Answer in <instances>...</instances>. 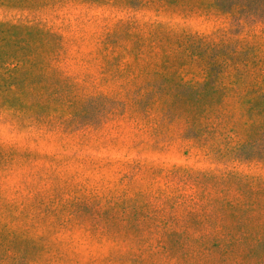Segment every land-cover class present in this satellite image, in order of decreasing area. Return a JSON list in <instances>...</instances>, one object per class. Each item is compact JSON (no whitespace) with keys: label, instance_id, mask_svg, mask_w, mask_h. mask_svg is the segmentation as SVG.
I'll use <instances>...</instances> for the list:
<instances>
[{"label":"rangeland","instance_id":"obj_1","mask_svg":"<svg viewBox=\"0 0 264 264\" xmlns=\"http://www.w3.org/2000/svg\"><path fill=\"white\" fill-rule=\"evenodd\" d=\"M214 2L0 0V264H264V150L182 135L206 102L264 132V101L185 86L208 44L264 47Z\"/></svg>","mask_w":264,"mask_h":264},{"label":"trees","instance_id":"obj_2","mask_svg":"<svg viewBox=\"0 0 264 264\" xmlns=\"http://www.w3.org/2000/svg\"><path fill=\"white\" fill-rule=\"evenodd\" d=\"M214 3L221 12L230 18L232 27L235 26L238 28L239 32L243 30L242 32L250 35L255 30L257 31L258 27H261L260 32L264 34V0H215ZM238 42L240 44H235L234 47H229V42L225 41L208 44L212 48L206 54L200 56L205 67L201 71L203 79L201 81H194V79L186 80L184 82L186 88L196 89L203 82L214 79V91L221 92V101L227 99L229 96H249L252 100L254 98L255 100L263 102L264 47L259 42L240 38ZM208 43L211 42L208 41ZM203 45H206V43ZM136 97L138 102L146 108L150 103H155L160 98L159 101L162 104L160 103L159 105V119H168L173 116L172 114L176 115L171 105L167 104V107L163 106L164 102L169 101L172 96H166L160 87L151 85L149 89H146L144 92L141 91L139 97ZM214 104V102H206L195 108L190 105L188 110H185V106L183 107L182 113L184 114L185 122L188 127L191 126L189 132L182 134L185 138L194 140L195 137L201 136L199 138H201L204 144L202 147L206 148L211 145L210 137L213 134L212 132H216V136L218 137L221 134L223 138H227V141H235V144L230 146L235 150H242L247 146L249 149H253V153L264 150L259 149L264 148L261 142L262 137H264V132H262L260 137L253 138V131L251 126L249 127L250 118L244 120L245 127L243 130H238L234 127L230 128L229 124L225 123L228 126L227 129L224 124L220 126L222 120H219L215 115ZM187 111H195V122L192 125V122H190L186 114ZM248 113H251V110ZM220 115H223V113L220 112ZM198 129H202V131L199 133ZM236 157L237 159L239 158L238 160L241 159V156ZM247 157L249 156H245L244 159ZM198 174H201V172H198ZM203 174L210 175L212 178L225 182L231 173L220 172L218 174L216 171H210L209 173ZM187 176H193V172L186 173L183 177ZM220 199L225 200L222 196H220Z\"/></svg>","mask_w":264,"mask_h":264}]
</instances>
